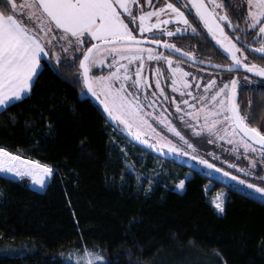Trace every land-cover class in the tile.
<instances>
[{
  "label": "trees",
  "instance_id": "1",
  "mask_svg": "<svg viewBox=\"0 0 264 264\" xmlns=\"http://www.w3.org/2000/svg\"><path fill=\"white\" fill-rule=\"evenodd\" d=\"M188 37L190 48L180 47L207 56L198 63L205 70L222 72L209 60L230 62ZM55 68L61 75L45 71L26 98L0 111V147L54 170L41 193L27 179L0 175V264H71L85 250L102 264H264V200L234 188L232 178L226 187L135 146L74 82L75 68ZM237 99L250 125L264 122L263 92L240 88ZM218 159L216 167L232 175L236 169L223 162L249 167L242 151ZM158 164L163 174L146 178ZM261 169L252 179L263 184ZM209 183L210 193L226 192L221 214L206 200Z\"/></svg>",
  "mask_w": 264,
  "mask_h": 264
},
{
  "label": "snow or ice",
  "instance_id": "2",
  "mask_svg": "<svg viewBox=\"0 0 264 264\" xmlns=\"http://www.w3.org/2000/svg\"><path fill=\"white\" fill-rule=\"evenodd\" d=\"M246 2L247 14L238 13L245 22L244 28L240 29L223 11L224 4L218 0H208L207 3L205 0H183L182 3L181 0H169L159 7L153 0H0V108L12 107L15 102L26 98L45 71L61 75L52 66L54 59L63 68H75L77 76L74 82L82 83L86 91L103 105L111 121L118 127L122 126V130L134 139L157 151L167 148L172 153L181 152V148L171 140L157 133L150 122L154 119L195 151L193 144L167 118L168 109L163 105H174L178 119L187 122L195 135L206 132L209 137L233 144V151L243 148L246 157L251 153L250 171L246 174L257 175L252 170L258 164H264V130L251 126L241 114L237 89L238 86H247L240 85L236 77L221 86L215 76H210L204 84H193L197 77L189 80L191 74L180 66L179 61L174 64L173 55L181 53L192 63L204 61L192 51L182 50L169 40L158 38L184 34L189 29L191 34H198L199 24L194 25L189 20L194 10L203 28L223 49L221 55L230 61L212 65L209 60V65L228 72H239L243 68L260 78L256 81L257 87L249 90L264 89V64L249 62L239 46L244 43L247 48H254L258 58L264 60V0ZM144 3L148 5L147 10ZM226 27L243 33L245 40L241 41L240 35L230 36L225 31ZM249 36L252 43H247ZM203 42H208L207 36L203 37ZM149 44L156 47H147ZM161 45L169 50L167 55L157 50ZM57 47L59 52L54 51ZM200 50H205L203 44ZM70 51L73 53L71 64L67 56L62 58L60 55V52ZM77 52L79 55H75ZM146 61L158 62L154 70L149 66L156 77L154 88L143 74ZM161 61L167 65L170 87L174 93H180L179 98L165 94L161 85V77L165 75L159 66ZM105 65L107 73L96 75L97 68L103 72ZM132 65H135V70ZM245 79L250 80L248 76ZM193 87L203 88V92L193 95ZM157 107L160 108L159 113L156 112ZM148 133L158 137L155 143L142 139ZM183 154L189 155L186 151ZM200 163L210 169L216 168L215 164L204 159ZM53 171L48 164L25 159L0 147V173L26 176L43 187ZM223 175L239 180L241 185L246 184L264 196V186L240 179L227 171H223ZM178 187H184L183 180ZM213 203L221 212L224 211V201L219 195ZM102 260V257L85 250L82 264H100Z\"/></svg>",
  "mask_w": 264,
  "mask_h": 264
},
{
  "label": "rangeland",
  "instance_id": "3",
  "mask_svg": "<svg viewBox=\"0 0 264 264\" xmlns=\"http://www.w3.org/2000/svg\"><path fill=\"white\" fill-rule=\"evenodd\" d=\"M168 2L167 0H153V3L155 4V6L159 7L161 6L163 3ZM144 8L145 10L148 9V5L146 3H144ZM154 19V18H153ZM147 35V34H146ZM169 38V37H167ZM147 47H153V46H149L146 45ZM217 48H219V45L216 46ZM220 49V48H219ZM223 51V49H220ZM54 51L59 52V48L57 47L56 49H54ZM61 57H65L67 56V60H73V53L70 51L69 53H63L60 52ZM75 55H79V53H75ZM47 59V58H46ZM174 64L175 62L179 61L180 66L184 68L185 71H188L191 75L188 77L189 80H192V77H197V80L192 81L193 84H195L196 82H199L200 84H204L207 82V79L210 76H215L217 78V84L221 85L225 82H228L231 78L236 77L239 79L240 85H246V88H255L257 86L256 80L252 79L251 77L250 80L245 79V75H241L239 72H214L213 70H205V69H201L197 66L191 65L189 63H185L181 60L175 59L173 58ZM156 61H146L145 62V68L143 70V74L147 77L148 81L152 84V86H155V79L156 77L152 74V72L149 70V66H151V68L154 70V68L157 66ZM52 66L55 68L57 66L55 60H52ZM159 66L161 67L162 71L165 73L164 76L161 77V85L164 87L165 89V94L168 96H175L177 98L180 97V93L179 92H173L172 88L170 87L171 84V80L169 78H167V65L161 61L159 62ZM133 68V70H135V65L131 66ZM103 68H107V65H105ZM99 69V68H97ZM202 78V79H200ZM240 88H245V87H240L238 86L237 92ZM152 89H149V91H151ZM158 91V90H157ZM193 91V95H197L198 93H202L203 92V88L200 89H196V88H192ZM191 102V101H190ZM163 107L167 108L168 111L166 113L167 118L171 120L172 124L177 128L178 131H180L182 133V135L185 136V138L187 140H189L190 143L193 144L195 151H193L192 149H189L187 147V145H185L183 143V141H181L179 139V137H176L173 133L169 132L167 130V128L164 125H160L157 121H155L154 119L151 120L150 122L153 124V127L156 128L157 133H160L162 135H164L168 140H171L172 143L176 144L177 147L181 148V152L179 153H172L169 152L167 148H164L160 151L164 152L167 155H171V156H175L178 157L182 160H187L189 162H195V163H199L208 174H210V176L212 177H216V178H220L225 180L227 179H231L230 176L225 177L223 175V171H217V169L219 168H208L207 165L201 164L200 163V158L202 157H207L210 160H207L209 163L214 164L213 162H217L219 159V157L221 156H231L234 155L235 153H237V151H233L234 145L233 144H229L227 142V140H221L217 137H209V135L205 132L202 133L200 135H195L193 133V129L191 127L188 126L187 122H182L178 119V114L175 112V106L172 105L171 107L168 106L167 103H165L163 105ZM183 107V105H182ZM4 108H0V111L3 110ZM156 112L159 113L160 112V108L157 107L156 108ZM194 123V122H193ZM120 131L122 132V126H120ZM142 139H148L150 141V143H155L156 139H158L157 136H155L152 133H148L146 136H143ZM212 142H209V141ZM140 141V140H139ZM197 144H201L199 146H196ZM201 148V150H199L198 148ZM188 152L189 155H184L183 152ZM238 151H242L243 152V148H239ZM244 154V152H243ZM245 155V154H244ZM249 155H252L251 153ZM193 156L197 157L196 159H193ZM248 165H249V159L245 156ZM225 166L227 167H231V168H235L236 169V174H234L235 176H238L240 179L243 180H247L251 183H257L261 186H264V183L261 184L258 180L252 179L253 176L252 174H246L250 171L249 167L247 168H243V167H232V164H229L227 162H223ZM240 169H244V171H240ZM254 171V170H252ZM162 173V167L160 166V164H158L157 166L154 167V169L151 172V175H149V177L146 178H150V179H155L157 177V179L161 176ZM0 175L10 178V179H19L21 177H15L12 174H5V173H0ZM190 176L189 173L185 174L184 179H187ZM48 182V181H46ZM179 182L174 186L173 190L177 193H181L183 191V188H179L178 187ZM234 188H237L240 191H244L246 193H248L249 195L255 196L257 198H260L262 200H264V196H262L260 193H256L253 189H249L247 187V185H241L239 183V180H233V185ZM212 188V184L209 183L205 186V193H206V200L208 201V203L211 205V207L214 209V211L217 214H221L222 212L217 209L213 203V199L215 197H217L218 195L220 196V198L225 201L226 198V192L223 189H216L215 191H213L212 193H210V190ZM82 257H73L71 260V264H82ZM100 264H102V261L100 262Z\"/></svg>",
  "mask_w": 264,
  "mask_h": 264
},
{
  "label": "flooded vegetation",
  "instance_id": "4",
  "mask_svg": "<svg viewBox=\"0 0 264 264\" xmlns=\"http://www.w3.org/2000/svg\"><path fill=\"white\" fill-rule=\"evenodd\" d=\"M167 1L169 2V0H167ZM171 2H175V0H171ZM182 2H183V0H181V3ZM205 2L207 3L208 0H205ZM218 2H222L224 4L223 11L227 12V14H228L230 20L233 22V24L234 25H238L240 29H243L244 26H245V22H244V19H243L242 16H238V13H244L245 15L247 14V2H246V0H218ZM177 6L179 7L180 4H178ZM189 20L194 25L195 24H199L198 34H196V35L191 34V30L189 29L188 32L184 33V34H178V35H175V36L169 37V38H167L166 36L165 37H158V38L167 39L171 43H174L177 47L181 48L182 50H185L186 48L180 47V44H186V46L188 48H190L188 45L191 44L193 39L188 37V36H191V37L199 36V38L201 39L199 41H202V42H203V37L207 36V41L210 42V44H212L214 46H217L216 42L214 40H212L210 34L207 33V30L203 28L202 23L199 22L198 17H195L194 10H193V14L191 16H189ZM167 27L172 28L173 25H168ZM225 31L228 32V34L230 36H232L233 38H235L236 35H240L241 41L245 40V37H244L243 33H241V32H233L232 29L227 28V27L225 28ZM208 42H205V43H208ZM247 43H252V37L251 36L247 37ZM161 46L163 47V45H161ZM239 46L242 48V54L247 56L249 62H255V63H258V64H264V60H261V59L258 58L259 54L254 53V48L253 49H249V48L246 47V45L244 43H241ZM219 51L221 53L223 52L220 49H219ZM194 55L199 60H202V58H205V57L208 58L207 56H204V55H197V54H194ZM173 58L181 60V61H183L185 63H189L191 65L196 66L195 65L196 63H192L189 60L183 58L181 53H175L173 55ZM200 65L201 64H198L197 67H199L201 69H204L203 66H200ZM222 72H225V71H222ZM234 72L238 73L237 71H234ZM239 73L241 75H245V76L251 77L252 79H254L256 81L258 79H260V78L255 77L254 74L251 75V74L246 73V70L243 69V68H241L239 70ZM243 89H246V90L250 91L249 90L250 88H243ZM259 91L264 93V89H261ZM251 126L260 128L261 130H264V122L263 123H259L258 121H256L254 124H251Z\"/></svg>",
  "mask_w": 264,
  "mask_h": 264
},
{
  "label": "water",
  "instance_id": "5",
  "mask_svg": "<svg viewBox=\"0 0 264 264\" xmlns=\"http://www.w3.org/2000/svg\"><path fill=\"white\" fill-rule=\"evenodd\" d=\"M149 46H153V45L149 44ZM153 47H156V46H153ZM231 72H234V71H231ZM248 74H251V73H248ZM83 88H84V86H83ZM84 92H85L86 97L101 110V112L103 113V115L105 117L107 124H109L113 129H117L116 122L111 121V119L108 117L107 113L104 111L103 105H101L100 102L98 100H96V98L91 95V93H88L85 88H84ZM121 134L125 138H127L131 143H133L135 146L140 147L141 149L147 151L148 153L157 156L161 160H169V161L173 162L175 165H177L181 168H184L187 171L198 173V174L202 175L203 177L209 179L212 182L220 183L221 185H225L226 187L229 186V184L223 179L212 177L210 175L202 173L201 169L192 162H189L187 160H182V159L175 157V156L167 155L162 151H157L156 148L149 147L148 144H144L141 141L134 139L125 131H122ZM23 178L29 180V182H30L29 183V190L30 191L41 193L45 190L46 183L43 187H41L39 185L34 184L31 180V178L26 177V176Z\"/></svg>",
  "mask_w": 264,
  "mask_h": 264
}]
</instances>
